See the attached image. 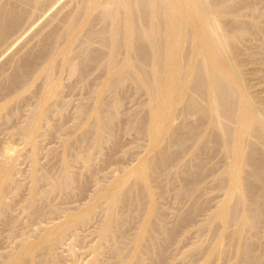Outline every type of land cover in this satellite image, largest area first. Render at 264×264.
Instances as JSON below:
<instances>
[{"label":"bare ground","instance_id":"obj_1","mask_svg":"<svg viewBox=\"0 0 264 264\" xmlns=\"http://www.w3.org/2000/svg\"><path fill=\"white\" fill-rule=\"evenodd\" d=\"M59 1L0 0V56ZM47 18L0 61L22 145L0 146V264H63L97 212L85 264H161L189 227L185 264H264V0H66Z\"/></svg>","mask_w":264,"mask_h":264},{"label":"rangeland","instance_id":"obj_2","mask_svg":"<svg viewBox=\"0 0 264 264\" xmlns=\"http://www.w3.org/2000/svg\"><path fill=\"white\" fill-rule=\"evenodd\" d=\"M65 1L66 0H60L59 2H57L56 4H54L50 9H48L47 11H45L41 16L39 15L36 19H34V21L30 24L31 27L29 26L26 29L27 31H24V33H22V35L19 38L16 37L17 40H15V42L6 50V52L1 55L2 57L0 56L1 57L0 58V61L3 62L5 60V58L9 55V53H11V51H14V50L18 49L21 46V44L23 45L24 42L28 41L30 39V36H31L29 34H32L36 29H38L48 19L47 17L50 16V13H52V11L54 12ZM29 29H30V31H29ZM3 58H4V60H3ZM1 62H0V64H1ZM258 83H259V81H256V89L260 91V90L263 89V86L264 85H263V83H259V84ZM77 88L79 89V87H77ZM77 88H76V90L73 91V95H74L73 98H78V97L81 96V90L79 89V91H78ZM126 104H127V106L132 107V106H134L135 102L134 101H130V102H127ZM27 108H28V106L26 107V109ZM71 113H72V109L70 110V114ZM23 117L24 116H22L21 119H23ZM67 120L68 119H66V121H64L63 124L66 125L68 123ZM9 124L10 123L8 121L7 123H4L3 125H0V146L1 147H3V146L4 147H8L9 148V151L21 149L22 148V145L20 143V140L18 138H16V137H14L16 140L13 137H9V132H10ZM2 129H5V131L2 130ZM52 136L51 135L46 136V139L42 143V146H43V148H41V152L42 153L40 152V154H41L40 155L41 162H45L46 161L45 158H47V150L48 149H50V148H58L57 145H58V141H59V137H58L59 136V133H57L56 135H54L55 137H53V138H55V139H53ZM50 137H51V139H50ZM124 138H125V140L128 139V137H124ZM54 140H55V143H54ZM42 149H43V151H42ZM21 160H19L18 163L16 164V166H17V168H16L17 172L15 173L16 181L20 184V194L17 197H15V201L17 202V204L15 203L16 205H14V213L19 218H22V216H24V213H22L21 210H20V203L22 202V199L27 194V189H28V186H29V183H28L29 182V179L28 178L25 179V177H28V167L29 166H28V163H27V161L25 159H21ZM19 162H21V163L19 164ZM92 188H93V186L92 185H89L88 186V189H86V191L84 192L82 198H78L77 199L79 201L73 200V201H71L69 203H66V202L65 203H62L63 207L64 208H67V209H70V207H74V206L80 204L81 202H83L84 200H86L87 197L91 194V192L93 190ZM220 197H221V195H219L218 197H216L215 198V201H216L217 198L219 199ZM213 203H215V202H213ZM101 216H102L101 215V212H97L94 215V217L92 218L93 221L91 220L90 223L85 224V225H82L77 230L78 235H79L78 240H73L71 237H67L65 239V243L62 244L61 246H59L58 252L64 258V263L63 264H68L69 263V259H70V257L72 255L75 256L76 262H78L77 264H85L87 262V260H89L92 257L93 254L91 252V247L90 246L96 240V232H95L96 231V226H97V224L99 222L98 219H100ZM198 218H199L198 221H203L205 219V215L200 214V216H198ZM186 233H187L186 239L184 240V242H182L184 245L181 243L178 246L175 245V244H172L171 247L169 246L170 254L167 256L168 259L165 258V260L161 264H185L180 259V250L183 249V248H186L187 245H188V243L190 241H192L193 239H195L196 231L194 230V228H190L189 227L188 229H186ZM0 239H1L0 240V252H1L3 249H6L9 246V244L11 243L10 242L11 241V238L7 235V231H2L0 233ZM66 254H67V256H66ZM64 255L67 258H65ZM100 259L97 260V263L96 264H100L101 263V260Z\"/></svg>","mask_w":264,"mask_h":264}]
</instances>
